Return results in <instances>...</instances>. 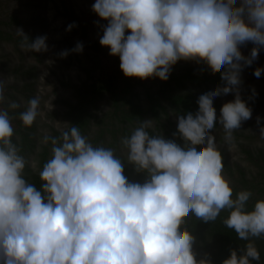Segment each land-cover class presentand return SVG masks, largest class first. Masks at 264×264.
<instances>
[{
    "label": "clouds",
    "instance_id": "1",
    "mask_svg": "<svg viewBox=\"0 0 264 264\" xmlns=\"http://www.w3.org/2000/svg\"><path fill=\"white\" fill-rule=\"evenodd\" d=\"M92 11L107 22L99 42L119 58L125 77L167 81L178 61L198 60L222 67L224 86L202 92L194 114L177 116L182 143L151 135V121L121 139L142 183L129 181L113 149L93 146L72 125L59 139L44 137L52 155L37 188L24 178L28 161L13 142L9 111L0 109V264H212L207 254L197 259L195 237L182 223L188 216L214 222L222 211L228 212L224 225L248 241L222 264L259 262L252 241L264 238V200L249 210L250 191L233 196L212 131L219 123L231 144L233 132L252 117L239 85L243 68L264 47V0H95ZM16 30L29 51H47L46 36L30 40ZM248 42L257 47L245 57L240 46ZM74 51L82 52V43ZM230 93L235 99L217 117L213 99ZM39 103L32 98L20 113L23 126L34 124Z\"/></svg>",
    "mask_w": 264,
    "mask_h": 264
},
{
    "label": "rangeland",
    "instance_id": "2",
    "mask_svg": "<svg viewBox=\"0 0 264 264\" xmlns=\"http://www.w3.org/2000/svg\"><path fill=\"white\" fill-rule=\"evenodd\" d=\"M95 0H0V82L3 83L4 102L0 109L9 111L14 130L13 142L28 164L24 171L27 182L40 187L39 173L51 158V141L59 139L61 132L77 126L93 146L114 150L124 162V175L130 182L142 183L143 174H137L127 163V150L121 139L131 134L141 121H151L147 129L151 135L176 139L177 116L198 108L199 95L211 88L223 87L221 72L206 62L178 61L171 69L167 81L158 78L140 80L127 78L120 70L118 57L109 55V49L100 45L103 28L107 22L93 11ZM69 25H74L68 30ZM22 29L30 40L47 37V51L31 52L22 46ZM82 43L83 51L74 49ZM251 42L240 46L245 57L250 56ZM68 51L66 57L61 53ZM264 68V47L251 66L241 72L239 94L252 110L251 119L242 122L233 132L231 144L225 141V132L217 123L212 131L217 150L222 155L223 178L233 189V196L240 191H250L247 202L251 210L258 200H264V72L257 78L254 71ZM32 98H39V115L31 127L23 126L19 115ZM235 99V94L213 99L217 117L225 103ZM15 101L20 107L10 109ZM259 119V123L257 118ZM228 212L222 211L214 222L203 223L188 216L182 223L195 237L193 250L197 259L205 254L212 264H222L231 250L243 248L248 241L238 238L223 220ZM264 264V238L252 241Z\"/></svg>",
    "mask_w": 264,
    "mask_h": 264
},
{
    "label": "trees",
    "instance_id": "3",
    "mask_svg": "<svg viewBox=\"0 0 264 264\" xmlns=\"http://www.w3.org/2000/svg\"><path fill=\"white\" fill-rule=\"evenodd\" d=\"M3 23L0 21V26L2 25ZM2 32L0 31V40L2 39Z\"/></svg>",
    "mask_w": 264,
    "mask_h": 264
}]
</instances>
